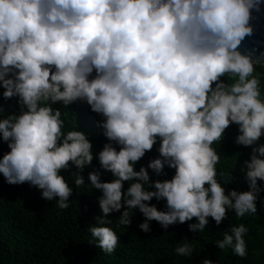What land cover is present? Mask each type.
I'll use <instances>...</instances> for the list:
<instances>
[{
	"label": "clouds",
	"instance_id": "obj_1",
	"mask_svg": "<svg viewBox=\"0 0 264 264\" xmlns=\"http://www.w3.org/2000/svg\"><path fill=\"white\" fill-rule=\"evenodd\" d=\"M260 8L261 0H0V97H15L17 105L0 115L8 149L0 175L64 209L73 192L64 173L75 186L86 184L81 172L95 156L99 167L87 173V185L100 191V215L88 226L89 241L106 254L118 244L112 212L127 226L138 210L143 232L152 220L167 229L195 218L187 224L194 233L209 217L219 225L227 211L256 213L264 190V97L255 68L264 60L239 46ZM226 75L235 79L228 83ZM77 102L102 117L106 142L95 153L77 124L63 131L61 110ZM230 124L237 126L233 143L251 146L235 164L247 190L226 191L232 170L216 167L213 144ZM154 144L158 154L137 170ZM165 168L174 170L170 178H150L149 170L166 176ZM247 231L244 223L231 225L213 243L244 257ZM173 251L191 257L193 245ZM200 264L216 262L206 255Z\"/></svg>",
	"mask_w": 264,
	"mask_h": 264
},
{
	"label": "trees",
	"instance_id": "obj_2",
	"mask_svg": "<svg viewBox=\"0 0 264 264\" xmlns=\"http://www.w3.org/2000/svg\"><path fill=\"white\" fill-rule=\"evenodd\" d=\"M260 73V90L264 97V64L255 68ZM255 74V73H254ZM235 77L226 75L225 80L231 83ZM2 92V88H0ZM61 107L59 103L54 105ZM0 115L17 109L16 98L4 100L0 97ZM61 118L64 121L63 131L77 126L88 133L92 142L93 152L98 151L105 137L101 134L97 121L102 117L89 110L86 103L70 104L62 109ZM237 134V126L230 124L225 129L221 141L214 142L213 147L220 153L216 165L218 171L232 170L231 179L224 185L225 190H247L243 172L237 165L248 158L250 147L236 145L233 139ZM264 142V135L260 137ZM158 143V142H157ZM157 145L134 166L137 170L141 164L147 165L149 158L157 155ZM6 143L0 141V155L7 151ZM98 162L93 158L91 165L85 166L81 175L85 183L81 186L73 184V175L64 173V178L73 192L68 207L60 209L55 201H46L40 196V191L27 183L8 184L0 175V264H200L207 255L216 264H264V190L256 200V213L236 217L234 212L227 211L226 217L216 225L211 217L202 232L194 233L188 230L187 224L176 223L167 229H161L159 224L150 221V231L143 232L138 224L144 219L138 210L130 211L131 223L123 226L117 223L118 212L109 213L112 224L109 225L118 236V244L111 254L103 253L101 249L90 242L89 225H94L100 215L97 197L100 191L90 188L87 183V173L98 168ZM74 171V169H72ZM173 169H164L165 175L150 178H170ZM219 179V177H217ZM101 179L110 180L111 174L102 172ZM257 183H261L259 180ZM127 187V182H124ZM157 208L164 207V200H151ZM244 223L248 229L244 234L246 255H235L230 248L218 249L214 240L222 238V232L234 224ZM181 242L193 245L191 257H182L173 251Z\"/></svg>",
	"mask_w": 264,
	"mask_h": 264
},
{
	"label": "water",
	"instance_id": "obj_3",
	"mask_svg": "<svg viewBox=\"0 0 264 264\" xmlns=\"http://www.w3.org/2000/svg\"><path fill=\"white\" fill-rule=\"evenodd\" d=\"M253 31L251 36H246L239 46L241 50H254V56L264 60L261 53H264V0H261V8L258 12L252 13L250 20Z\"/></svg>",
	"mask_w": 264,
	"mask_h": 264
}]
</instances>
